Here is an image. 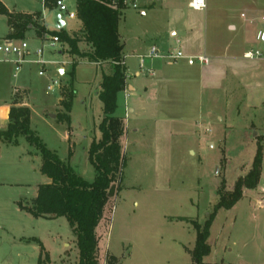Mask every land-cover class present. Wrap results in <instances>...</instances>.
Listing matches in <instances>:
<instances>
[{"label": "rangeland", "instance_id": "374dc122", "mask_svg": "<svg viewBox=\"0 0 264 264\" xmlns=\"http://www.w3.org/2000/svg\"><path fill=\"white\" fill-rule=\"evenodd\" d=\"M4 1L18 11L43 10L42 0ZM214 1L220 5L224 0ZM225 1L237 12L245 7L247 14L263 13L256 19L248 16L250 30L264 23V3ZM70 7L72 16H64L66 30L75 29L77 24L73 2ZM44 14L50 32H59L62 28H56L52 13L44 10ZM148 19L150 12L142 15L130 8L120 24L127 79L136 86L137 96L120 93L116 113L127 112L128 122L142 130L131 134L129 127V137L123 140L125 166L122 182L116 184L121 189L110 197L108 211L97 229L99 264H192L197 235L192 220L206 221L219 199V190L223 185L231 190L249 171L257 143H263L264 60L227 67L223 82L216 88L205 85L202 93L197 84H181L183 76H176L177 82L163 84L159 93L167 102L153 101L145 87L160 74L156 71L155 77L150 76L149 64L141 66L137 57L148 53L155 41L144 31ZM7 30V18L0 14V35ZM51 37L25 38L32 52L30 60L36 59V50L44 45L46 74L40 75L41 67L34 62L24 64L17 77L12 67L6 66L0 77V106L9 99L11 89V103L24 105L28 91L19 88H27L32 128L49 149L92 181L95 170L88 151L100 134L103 104L98 91L106 66L79 60L73 71L68 47L60 53L61 42L51 46ZM81 49L89 47L83 42ZM138 70L141 74L137 76ZM72 95L67 124L56 115L66 112L64 103ZM139 98L145 104L142 110L136 104ZM157 102L161 106H155ZM130 108L134 111L129 112ZM162 121L168 122L167 132L161 128ZM35 152L24 138L18 147L2 145L1 168L5 172L0 176V264H38L41 247L35 241L28 242L30 238L42 242L51 263L78 264L76 237L65 217H35L19 207V201H31L38 186L49 181L40 171L42 158ZM243 206L241 201L235 208L219 210L209 238L212 250L205 262L242 261L247 220Z\"/></svg>", "mask_w": 264, "mask_h": 264}, {"label": "trees", "instance_id": "16d2710c", "mask_svg": "<svg viewBox=\"0 0 264 264\" xmlns=\"http://www.w3.org/2000/svg\"><path fill=\"white\" fill-rule=\"evenodd\" d=\"M54 9L55 0H45ZM50 3V4H49ZM124 9L115 6L113 0H76V14L82 23L79 36H71L64 29L49 32L37 26L34 15L10 12L0 1V14L8 18L10 32L7 38L25 39L31 27H38V33L57 35L68 46L73 71L79 60H87L106 66L103 69L102 82L98 96L103 104V116L99 124V138H94L89 147V161L95 170L92 181L79 175L69 161L62 160L57 153L49 149L31 126V110L18 101L11 103L6 128L0 129V145L18 146L21 139L34 147L40 154V171L49 181L38 186V192L31 201H19L22 210L35 217H65L76 237L78 264H99V238L97 229L108 211L109 199L121 189L125 166L123 140L127 133L124 117L116 114L118 95L127 85L126 65L124 63V44L119 32V24ZM86 43L89 50L83 51L81 44ZM72 71V72H73ZM74 95L64 103L66 112L57 113L59 121L70 124V111ZM32 153V152H30ZM263 164V143L258 141L251 168L239 177L231 190L224 185L219 190V199L206 221L192 223L196 229V241L192 250V264L208 263L205 257L211 253L209 238L211 227L221 209L233 208L243 197L244 189H256L261 178ZM35 241L41 247L38 264H54L42 242ZM114 259V258H113Z\"/></svg>", "mask_w": 264, "mask_h": 264}, {"label": "crops", "instance_id": "0c3cea01", "mask_svg": "<svg viewBox=\"0 0 264 264\" xmlns=\"http://www.w3.org/2000/svg\"><path fill=\"white\" fill-rule=\"evenodd\" d=\"M0 1L8 8L10 12H20L32 15L35 13H40L39 16L34 15L35 23L37 26L43 27L46 31L50 32L46 22L44 10H49V12H51L54 16L55 7L54 9H51L49 5L45 3V0H42L43 10L36 11H18L14 8H10L4 0ZM190 1L191 0H152L149 2L145 10L140 11L142 15H147L148 12H150V19H148L149 24L144 26V31L146 33L149 31L153 35L155 41H153L151 46H157L160 51L164 53L175 49H182L187 55L198 56L205 53L211 57V63L207 66H203L198 63L189 65L186 60H180L177 63H172L166 58H146L148 60L145 59L143 65L145 66L146 63L149 64V75L155 77L156 71H158L160 74L158 79L152 81V84L150 83L149 86L145 87V90L149 93V97L153 101L159 100L160 102H167V98L160 97L159 95V93L163 91V84L177 82L176 76L180 75L183 76V79L180 82L181 84H189L192 86H196L197 84L201 93L205 85L215 88L218 87L226 76L227 67L235 68V66L244 65V63L249 60L243 57V53L252 47L260 45L256 39V35L259 30L264 29V23L260 28L250 30L248 26V16L252 15L253 19H256L263 13L247 14L244 12L245 7H242L241 11L237 12L235 7H229L230 3L225 0L220 5H218V3L214 0H207V7L205 9L195 10L190 7ZM254 1L255 3H259V5L264 3V0ZM72 2L74 7H76V0H72ZM246 4L247 8H250L249 3L246 2ZM125 12L126 10L123 13L120 24L125 18ZM262 18L264 20V16ZM63 20L65 21V18H63ZM75 21L77 22L75 29L66 30V21L62 28L71 36H79L80 30L82 28V23L78 17H76ZM7 25L8 30L0 35V40L6 38L10 32L8 18ZM38 30L39 28L36 26L31 27L30 30L26 32V37L30 35L43 40L46 38V36L50 35L45 33L39 34ZM120 35L125 48V42L121 32ZM61 44L63 49H61L59 52L63 53L67 44L62 42ZM139 55L142 54H137L138 58ZM126 56L127 55L124 56V63L127 66L125 60ZM159 60L162 62L163 60L165 61L164 63L157 62ZM0 65V77L5 72L6 66H10L13 69V65L10 63H0ZM61 71L63 72V69H61ZM135 74L138 76L141 74V72L138 70ZM127 86V92L123 90L120 93L123 92L126 96H137L136 86L129 82L128 79ZM19 89L28 91V98L24 104L28 106L29 90L27 88ZM13 91L14 90L11 89V93ZM11 93L9 99L4 100L3 105L0 106V129L6 128L8 123L9 110L11 107ZM195 99L197 100V98ZM136 104L141 110L145 107V104L140 101V98L137 99ZM154 105L161 106V104H158V102ZM163 107L164 105L162 106V109ZM133 111L134 109L130 108L129 112ZM119 116L124 117L126 120L127 133L125 138L129 137V127L131 129V134L141 133L142 129L138 125L132 124L130 121L128 122L127 112L125 115L119 114ZM161 123V128L167 132L169 130L168 122L162 121ZM99 136L100 134L95 138H99ZM2 145L3 144L0 145V176L3 174V172H5L1 168L3 161ZM241 201L244 202V206L242 207L243 214H245V217L247 216L244 226L242 261L238 260V263L231 262L230 264H264V135L263 164L260 182L256 189H244L243 197L239 202ZM237 204L234 206V208L237 206Z\"/></svg>", "mask_w": 264, "mask_h": 264}, {"label": "built area", "instance_id": "2783aa9c", "mask_svg": "<svg viewBox=\"0 0 264 264\" xmlns=\"http://www.w3.org/2000/svg\"><path fill=\"white\" fill-rule=\"evenodd\" d=\"M152 0H113L115 6H121L124 10L136 9L138 11H143L146 9L149 2ZM72 0H55L54 7L55 11L61 13L62 18L72 16V9L70 7ZM190 7L195 10H203L207 7V0H191ZM74 15L76 14V7L74 9ZM256 39L259 42V46L252 47L243 53V57L248 60H264V29L258 31ZM50 45L55 46L60 39L57 35H53L50 38ZM36 59L30 60L32 52L30 50L29 44L25 39H14V38H3L0 40V63H10L13 65V76L17 77L21 68L26 63H37L40 65L41 69L39 71L40 75L46 74V64L44 59V45L36 50ZM166 58L172 63H177L180 60H186L189 65L200 64L207 66L211 63V57L205 53L198 56L187 55L182 49H175L170 52H161L157 46H151L148 53L144 55H139L141 66H143L144 60L146 58ZM55 83L57 81L55 80ZM49 90H52V86H48Z\"/></svg>", "mask_w": 264, "mask_h": 264}, {"label": "water", "instance_id": "95a60500", "mask_svg": "<svg viewBox=\"0 0 264 264\" xmlns=\"http://www.w3.org/2000/svg\"><path fill=\"white\" fill-rule=\"evenodd\" d=\"M54 23L57 28H63L65 21L63 20L61 13L58 11L54 12ZM55 117V115H53Z\"/></svg>", "mask_w": 264, "mask_h": 264}]
</instances>
